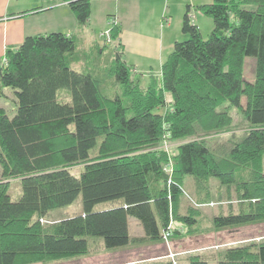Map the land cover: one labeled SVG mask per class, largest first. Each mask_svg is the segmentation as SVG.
<instances>
[{
	"label": "trees",
	"instance_id": "trees-1",
	"mask_svg": "<svg viewBox=\"0 0 264 264\" xmlns=\"http://www.w3.org/2000/svg\"><path fill=\"white\" fill-rule=\"evenodd\" d=\"M65 1L78 23L88 24L91 0ZM190 10L182 26L188 39L175 43L161 77H151L146 88L122 59L117 25L111 43H91L98 49L90 50L98 52L93 56L78 54L79 35L57 32L29 36L6 53L0 96L13 89L17 112L10 118L0 109V264L92 257L94 244L108 252L141 240L157 243L173 222L188 233L199 212L189 206L184 213L181 206L186 199L194 202L213 179L224 190L236 187L237 202L244 204L238 212L214 216L213 229L264 222V0L200 6L214 23L206 40ZM109 46L114 55L106 63ZM247 57L256 60L253 82L244 78ZM227 107L239 110L250 130L226 155L205 141H183L231 127ZM164 140L183 141L172 176L165 170L171 159L160 148ZM188 176L197 190L189 188ZM5 178L20 180L18 200ZM79 197L81 214L42 223ZM106 203H112L108 209H97ZM129 219L142 227L143 238L131 236ZM204 255L193 253L188 263L209 264ZM216 257L217 264H264V242Z\"/></svg>",
	"mask_w": 264,
	"mask_h": 264
},
{
	"label": "rangeland",
	"instance_id": "rangeland-1",
	"mask_svg": "<svg viewBox=\"0 0 264 264\" xmlns=\"http://www.w3.org/2000/svg\"><path fill=\"white\" fill-rule=\"evenodd\" d=\"M210 4L214 2V0H210ZM189 2V1H188ZM191 3V2H189ZM190 5V4H188ZM205 19L199 22L200 32L203 38L206 40L211 35L214 29V23L212 18L204 17ZM113 23V22H112ZM95 36L96 44H99L100 47H103L105 40L101 38L99 35ZM94 38V37H93ZM188 39V36L184 35V39L180 40L185 41ZM92 38L91 35L85 34V36H78L77 40V52L82 56H89L90 54L95 55L98 53L97 51H90L97 49L94 47L96 44H91ZM98 50V49H97ZM114 47L109 46L105 51L104 58H106V63L108 59L114 55ZM100 56L99 57H103ZM132 57L136 58L137 56L132 55ZM6 55L3 57L2 65L4 64ZM1 65V66H2ZM255 67L256 60L254 57H247L245 59L244 65V78L246 81L253 82L255 81ZM158 69L155 68V71ZM144 75V73H141ZM112 82V79L110 80ZM147 82V78L142 82L145 85ZM114 86V85H113ZM121 88V86H120ZM122 89V88H121ZM120 90V89H119ZM117 88L115 92L122 94V91H119ZM113 94V93H112ZM63 96V95H61ZM243 106L246 105V98L242 100ZM0 109H4L10 118H13L17 112L16 106V95L15 91L11 88L4 89V96H0ZM226 110L230 114L232 118L231 127L225 129L224 131H217L211 133L207 136L200 138H190L187 140H183L184 142L190 141H205L209 148L213 150L217 155H226L227 151H229L232 144L239 141L249 130L250 126L246 123L244 116L239 110L227 107ZM182 140L171 142L169 140H164L160 146L161 150L167 152L171 161L167 164L169 169L175 170L174 166V158L177 154V149L180 144L183 143ZM100 143V142H98ZM166 165V166H167ZM84 164L78 165L74 167L73 173L79 176L84 168ZM263 168H264V158H263ZM244 169V168H242ZM246 173V170H244ZM245 174L244 172H242ZM170 176L173 175V172L169 173ZM247 174V173H246ZM3 178L2 169L0 165V181ZM188 179L192 178L190 176ZM187 181V180H186ZM185 181V183H186ZM4 183L9 185V194L13 200H18L21 195V185L20 180L17 179H4ZM189 188H194L197 190V186L193 185L192 179L188 180ZM207 189L201 196L197 195L192 197L193 201L185 200V203L181 206L182 212H188L189 206H192L197 212H199L198 216V225L189 229V232L186 233V229L182 228L179 223L173 222L171 224L172 230L176 232L169 239V246L167 243L161 241L157 243L149 242V241H137L133 243L128 248H124L122 250L117 251L116 253L107 252L100 245L97 246L94 244L92 246V250L95 254L90 257L87 255L81 258H70V259H61L55 261H39L32 264H111L114 262H121L124 264H157L162 263L166 260H169V248L172 249L173 252L180 253L183 252L184 256L181 255L177 258L182 262V260H187L189 256L193 253L192 249L196 247H202V254H205L203 258L209 261V264H217L216 262V254H220L230 248L240 247V246H250L251 244H261L264 242V222L261 224L241 226V227H232L222 230L213 229L211 223L214 216L220 214H227L229 211L238 212L242 208L238 204V194L236 192V187H232L230 189L224 190L221 186L218 185V181L213 179L207 184ZM199 191V190H198ZM191 196V195H190ZM188 200V201H187ZM234 201L236 203H232L233 205H224L226 201ZM112 203L100 204L97 209L105 210L108 209L109 205ZM210 204V205H209ZM213 204V206H211ZM198 205V207H197ZM223 205V206H222ZM82 198L79 197L76 202L66 208L57 209L53 211L42 223H51V222H60L63 219H68L71 217H75L82 213ZM134 220V219H132ZM131 234L134 238H143V230L139 226V224L135 221L131 224ZM180 230V231H179ZM186 233V234H185ZM96 246V247H95ZM186 250V251H184ZM112 254V255H110ZM183 256V258H181ZM214 258V259H213ZM125 261V262H123ZM178 264H180L178 262Z\"/></svg>",
	"mask_w": 264,
	"mask_h": 264
},
{
	"label": "crops",
	"instance_id": "crops-1",
	"mask_svg": "<svg viewBox=\"0 0 264 264\" xmlns=\"http://www.w3.org/2000/svg\"><path fill=\"white\" fill-rule=\"evenodd\" d=\"M210 2L91 0L90 20L88 24L81 26L71 11L69 2L65 0H0V68L6 53L17 50L29 36L55 32L75 37L87 34L91 35L92 41H96L95 36L111 32L112 22L116 21L123 50L122 59L132 68L141 84L147 78L146 84H142L146 88L151 77H161L163 64L173 52L175 43L184 39L182 26L187 7H191L194 24L200 28L199 22L206 16L198 8ZM133 54L137 57H132ZM155 68L158 70L155 71ZM135 221L129 219L130 234L131 224ZM201 250L202 247H196L191 252L203 253ZM117 251L119 250L111 252L114 254ZM178 262L189 264L186 259ZM111 264L124 263L117 261Z\"/></svg>",
	"mask_w": 264,
	"mask_h": 264
},
{
	"label": "built area",
	"instance_id": "built-area-1",
	"mask_svg": "<svg viewBox=\"0 0 264 264\" xmlns=\"http://www.w3.org/2000/svg\"><path fill=\"white\" fill-rule=\"evenodd\" d=\"M189 17L191 20L194 19V16L193 14L190 12L189 13ZM113 26L117 25L116 21H113L112 23ZM110 32H104L100 35L101 38H103L107 43H111V37H110ZM6 63V60L4 61ZM165 170L168 172V173H171L173 172L172 169H169L168 165L165 167ZM211 206H213V204H211ZM172 227L171 225L169 226V228L167 230H165L163 232V241L165 243H167V245L169 246V239L172 237ZM183 254H179V253H176V252H173L171 248H169V255H168V258L169 260L172 262V264H178V261H177V258L179 256H181Z\"/></svg>",
	"mask_w": 264,
	"mask_h": 264
}]
</instances>
